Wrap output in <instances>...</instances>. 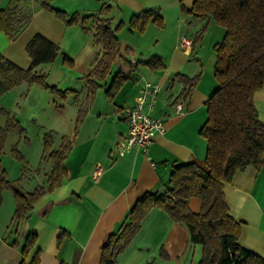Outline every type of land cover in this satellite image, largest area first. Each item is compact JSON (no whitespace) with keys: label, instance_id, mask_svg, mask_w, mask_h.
Instances as JSON below:
<instances>
[{"label":"crops","instance_id":"crops-1","mask_svg":"<svg viewBox=\"0 0 264 264\" xmlns=\"http://www.w3.org/2000/svg\"><path fill=\"white\" fill-rule=\"evenodd\" d=\"M193 1L53 0L54 7L79 13L78 23L66 24L41 8L38 0H22L23 10L30 12V21L14 39L0 34V55L22 68L29 67L31 57L26 46L40 33L58 44L72 63H64L59 54L36 67L46 74L49 84L66 90L64 94L25 82L8 91L21 106L31 109L29 117L39 139L44 132L52 131L53 148L60 147L62 137L70 142V148L61 184L34 204L16 231L10 227L14 198L9 191H3L0 264H19L21 245L28 232L35 233L37 240L27 260L40 249L39 264H99L102 243L119 229L135 202L146 192H164L175 165L204 159L206 142L199 130L206 119L205 101L216 87L213 45L221 40L224 29L209 17L193 18L181 10L180 2L190 9ZM103 4L108 8L102 11ZM147 10L157 11L163 26L149 21L142 31L130 29L131 16ZM84 16L88 18L82 22ZM100 17L109 18L112 26L122 23L117 32L119 52L103 76H90L103 54L93 37L95 21ZM181 35L195 39L190 49L178 47ZM152 56H157L162 66L151 68L144 63ZM121 58L136 64L135 70L128 71ZM117 72L121 80L108 96L107 89ZM181 75L197 76L187 96L183 94ZM141 78L160 86L150 114L163 118L165 130L156 133L146 149L134 147L118 156L114 151L116 143L128 127L123 109L133 104ZM90 83L95 84L93 90ZM180 101L183 109L177 112L175 104ZM254 104L264 124V85L256 91ZM42 156L43 152L38 164L44 165L41 171H33L22 182L24 186L26 182L37 183L31 190L46 185L51 170V162ZM96 168L100 174L95 179ZM224 194L229 213L240 225L239 244L264 258V167L248 165L237 171L224 186ZM188 205L198 212L201 203L199 198L190 197ZM13 240L16 245L11 244ZM199 246L190 242L184 224L172 220L164 210L153 208L116 256L115 264H198Z\"/></svg>","mask_w":264,"mask_h":264},{"label":"trees","instance_id":"trees-1","mask_svg":"<svg viewBox=\"0 0 264 264\" xmlns=\"http://www.w3.org/2000/svg\"><path fill=\"white\" fill-rule=\"evenodd\" d=\"M52 1L38 0L41 8L53 12L64 23L79 22L78 12L68 13L56 8ZM21 2L8 0L5 6L0 4V34L9 40L14 39L30 21V12L23 10ZM180 6L193 18L209 17L224 29L221 40L213 45L216 87L205 101L206 119L199 130L206 142L205 157L175 165L164 192H146L135 202L119 229L110 233L102 243L99 264H115L116 256L130 243L142 220L153 208L164 210L172 220L187 227L190 242L202 248L198 264H264V258L239 244L240 225L229 213L224 194V186L232 181L237 171H243L248 165L264 167V124L259 121L254 104L256 91L264 85V0H194L190 9H186L181 2ZM107 8L103 4L101 10ZM86 18L88 16L82 17L81 21L84 22ZM149 21L163 26V18L154 10L133 14L128 26L132 30L142 31ZM121 26V22L112 26L109 18L96 19L94 44L102 47L103 54L90 76H103L109 71L119 52L117 32ZM84 29L89 30L85 26ZM194 42L195 39L192 45ZM26 50L31 57L27 68L0 55V95L23 82L28 86L37 84L54 93L64 94L66 90L49 84L46 74L36 70L37 66L53 61L59 54L63 55L64 63H72L59 45L36 33ZM121 60L128 71L135 70L136 64ZM159 61L157 56H152L144 63L155 68L158 64L162 66ZM121 77L117 72L107 89L108 96L113 94ZM180 78L185 84L183 94L187 96L197 76L188 78L181 75ZM94 87L95 84L90 83V89ZM15 125V121L10 119L5 127H0V143ZM42 141V159L50 160L52 165L46 185H37L33 190L26 191L18 181L12 182L7 178L0 164V204L3 191L10 189L15 204L10 227L14 231L23 224L34 204L46 192L59 186L66 174L64 160L70 142L62 137L60 147L53 148L52 131L44 132ZM190 197L199 198L201 206L198 212L190 209ZM36 240L35 233H26L19 264H39L40 249L27 260ZM59 240L61 238L58 236ZM11 244L16 245V240Z\"/></svg>","mask_w":264,"mask_h":264},{"label":"rangeland","instance_id":"rangeland-1","mask_svg":"<svg viewBox=\"0 0 264 264\" xmlns=\"http://www.w3.org/2000/svg\"><path fill=\"white\" fill-rule=\"evenodd\" d=\"M7 2L8 0H2L1 6H5ZM3 94L4 98H1ZM3 94L0 95V127H5L10 119L15 121L16 125L13 130L7 132L3 142L0 143V164L10 181H18L24 190L31 191L37 183L32 181L33 185H28L29 183L26 182L24 186L22 182L27 181L26 178L31 177L33 171H41L44 167V165L38 166L43 152V141L37 136V127L29 117L31 109L28 106H21L19 99H15L9 91ZM5 191L12 194L10 189Z\"/></svg>","mask_w":264,"mask_h":264},{"label":"built area","instance_id":"built-area-1","mask_svg":"<svg viewBox=\"0 0 264 264\" xmlns=\"http://www.w3.org/2000/svg\"><path fill=\"white\" fill-rule=\"evenodd\" d=\"M192 43V37L181 35L178 40V47L188 50L192 47ZM159 90L158 83L141 78L133 104L123 109L128 127L116 143L114 151L118 156L129 153L134 147L146 149L156 133L164 132L163 118L150 114ZM183 105V101L177 102L175 104L176 111L181 112ZM99 174V168H96L93 171V177L96 179Z\"/></svg>","mask_w":264,"mask_h":264}]
</instances>
